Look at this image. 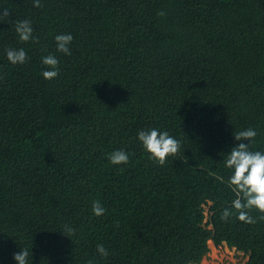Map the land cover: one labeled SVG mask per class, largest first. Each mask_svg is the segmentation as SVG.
I'll list each match as a JSON object with an SVG mask.
<instances>
[{
	"label": "trees",
	"instance_id": "obj_1",
	"mask_svg": "<svg viewBox=\"0 0 264 264\" xmlns=\"http://www.w3.org/2000/svg\"><path fill=\"white\" fill-rule=\"evenodd\" d=\"M41 4L0 0V264L24 248L29 264H199L210 241L264 264V213L220 218L236 199L233 134L256 130L250 150L264 152V0ZM25 19L38 42L19 40ZM60 34L71 55L57 51ZM9 48L28 61L11 64ZM152 128L181 144L163 166L138 141ZM115 150L129 162L111 164Z\"/></svg>",
	"mask_w": 264,
	"mask_h": 264
},
{
	"label": "clouds",
	"instance_id": "obj_2",
	"mask_svg": "<svg viewBox=\"0 0 264 264\" xmlns=\"http://www.w3.org/2000/svg\"><path fill=\"white\" fill-rule=\"evenodd\" d=\"M33 6L40 8L43 5L41 0H33ZM157 14L160 16L165 15L162 11ZM8 15V9H3L0 11V20L5 19ZM15 31L21 42H38V37L33 35L34 30L30 20L17 21ZM72 40L71 34L57 35L55 37L57 51L65 55H71L69 46ZM6 55L8 61L13 65H22L28 61L27 53L23 48L6 49ZM41 62L49 69L42 72L45 79L51 80L59 75V60L56 56L49 54L43 57ZM256 136L257 132L252 128L233 134L234 140L239 143L230 149L224 165L232 170L228 183L235 193L236 199L231 202V208L223 209L220 217L223 221H228L229 217L234 215L232 209L235 210L236 218L239 221L250 225L257 223V218H253L249 214L252 209L264 213V152L250 150ZM137 137L143 148L149 153V158L159 166L165 165L168 157L176 156L181 148L180 141L171 136L166 130L161 131L156 128L138 130ZM108 159L113 165L127 164L129 154L123 150H115L108 155ZM92 211L95 216L99 217L104 214L105 209L100 201H94ZM258 219L264 220V215H261ZM63 232L64 236L69 237L75 234V229L65 225ZM97 253L105 259L109 255L103 244L97 245ZM29 255L27 248L20 249L13 254V260L16 264H29ZM88 264H92V261H89Z\"/></svg>",
	"mask_w": 264,
	"mask_h": 264
},
{
	"label": "rangeland",
	"instance_id": "obj_3",
	"mask_svg": "<svg viewBox=\"0 0 264 264\" xmlns=\"http://www.w3.org/2000/svg\"><path fill=\"white\" fill-rule=\"evenodd\" d=\"M209 246L210 252L199 264H246L248 260V255L225 243L216 247L212 241Z\"/></svg>",
	"mask_w": 264,
	"mask_h": 264
},
{
	"label": "bare ground",
	"instance_id": "obj_4",
	"mask_svg": "<svg viewBox=\"0 0 264 264\" xmlns=\"http://www.w3.org/2000/svg\"><path fill=\"white\" fill-rule=\"evenodd\" d=\"M212 243V241L209 242V245Z\"/></svg>",
	"mask_w": 264,
	"mask_h": 264
}]
</instances>
